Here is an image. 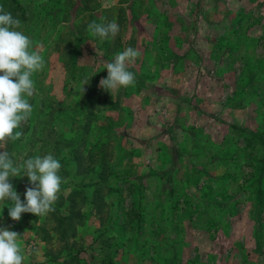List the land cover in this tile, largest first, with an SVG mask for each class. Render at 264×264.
<instances>
[{"label": "rangeland", "instance_id": "1", "mask_svg": "<svg viewBox=\"0 0 264 264\" xmlns=\"http://www.w3.org/2000/svg\"><path fill=\"white\" fill-rule=\"evenodd\" d=\"M0 6L44 60L23 135L0 150L17 164L51 154L62 165L54 211L13 221L0 204L23 264L77 251L69 264H264V0ZM102 18L119 24L114 39L86 30ZM128 47L141 53L135 86L108 93L105 65ZM10 182L25 202L28 178ZM58 217L74 236L58 232Z\"/></svg>", "mask_w": 264, "mask_h": 264}, {"label": "clouds", "instance_id": "2", "mask_svg": "<svg viewBox=\"0 0 264 264\" xmlns=\"http://www.w3.org/2000/svg\"><path fill=\"white\" fill-rule=\"evenodd\" d=\"M20 29L21 21L0 6V143L22 137L19 129L33 111L30 103L35 94L33 76L44 67L38 46H34L30 37ZM86 30L103 42L114 39L120 26L115 20L105 22L102 18L99 23L90 22ZM140 55L139 50L132 47L116 53L114 59L106 63L107 77L100 80L99 87L112 93L122 87L135 86L136 77L129 68ZM90 78L83 82V94L84 85ZM61 167L60 161L51 154L28 157L17 164L8 151L0 150V204L8 207L13 221H19L23 213L43 216L54 211L53 205L62 184ZM25 176L30 186L26 188L25 202H22L10 181ZM19 237L14 231L0 228V264H23L25 257L18 243Z\"/></svg>", "mask_w": 264, "mask_h": 264}, {"label": "trees", "instance_id": "3", "mask_svg": "<svg viewBox=\"0 0 264 264\" xmlns=\"http://www.w3.org/2000/svg\"><path fill=\"white\" fill-rule=\"evenodd\" d=\"M94 86H95V84L93 83L91 86H89L88 88H86L85 89V91H87V95L88 96H93V95H96L97 93L95 92V89H94ZM93 90V93L91 92ZM13 148V147H12ZM44 149H46V147L44 146ZM11 150V149H10ZM43 151H45V150H43ZM9 154H11V153H9ZM77 161L78 162H80L78 159H77ZM81 163H79V166L77 165L76 167L77 168H79L80 169V165ZM74 193V192H73ZM95 194V193H94ZM70 198H72V199H74V195L73 194H71V197ZM95 198H96V196L95 195H93V199H92V204L94 205L95 204ZM71 210H73L72 208H70ZM72 222V220L71 221H69L68 222V227L67 228H65V230H69L70 231V233H71V236H74L75 235V232H76V228L74 227H72V226H70V223ZM57 230H58V232H60V234L62 235V236H64V234H66V231L63 229L62 230V218L61 217H58L57 218ZM61 228V229H60ZM37 234V233H36ZM70 254V258H68V257H63V259L62 260H64V262L62 263V264H69V263H77L78 262V259H76V257L78 258V256H79V254H80V251H77V254L76 255H73V254H71V253H69ZM68 253H67V255H69ZM103 264H105V262H103Z\"/></svg>", "mask_w": 264, "mask_h": 264}]
</instances>
